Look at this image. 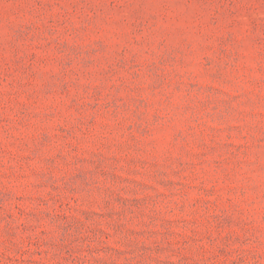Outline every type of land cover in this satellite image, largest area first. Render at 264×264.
I'll return each instance as SVG.
<instances>
[{
	"label": "rangeland",
	"instance_id": "1",
	"mask_svg": "<svg viewBox=\"0 0 264 264\" xmlns=\"http://www.w3.org/2000/svg\"><path fill=\"white\" fill-rule=\"evenodd\" d=\"M0 264H264V0H0Z\"/></svg>",
	"mask_w": 264,
	"mask_h": 264
}]
</instances>
